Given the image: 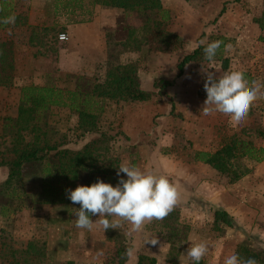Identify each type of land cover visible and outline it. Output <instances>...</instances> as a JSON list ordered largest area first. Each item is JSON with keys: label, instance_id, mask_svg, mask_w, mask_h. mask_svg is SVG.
<instances>
[{"label": "rangeland", "instance_id": "rangeland-1", "mask_svg": "<svg viewBox=\"0 0 264 264\" xmlns=\"http://www.w3.org/2000/svg\"><path fill=\"white\" fill-rule=\"evenodd\" d=\"M55 1L38 0L36 4L42 15L38 14V24H48L41 32V44L30 46V29L19 27L25 20L23 16L18 25L0 32L2 40L11 39L15 44V83L0 86V151L11 147L12 136L3 126L8 117L16 118L18 114L22 86L78 90L80 101L87 95L83 108L98 115L101 130L122 133L111 145L115 168L118 170L120 163L128 161L166 175L179 186L182 196L164 220L146 224L141 232L129 234L128 224L105 232L100 227L92 231L77 229L71 211L80 205L71 201L44 203L45 162L27 163L21 178L13 184L0 181V264H10L12 253H16L17 264H119L117 250L124 243L131 244L134 250L126 264H137L139 254L155 258L156 264H190L186 250L191 243L201 240L209 245L201 264H223L226 256L237 253L241 243L264 250V160L241 158L224 172L194 160L197 151H216L233 134L244 130L250 133L249 139L264 146V139L255 132L264 128V100L256 102L240 125L221 113L205 116L200 112L206 99L205 71L220 76L241 70L249 81L264 82V29L255 21L264 17L263 0L232 2L216 21L221 7L231 0H162L171 15L168 29L180 37L176 47L169 51H150L147 44L140 50H133V44L122 45L129 29L135 31L134 38L141 39L140 15L122 9L117 14L106 12L103 9L107 7H92L91 0H82L81 4L92 10V18H101V29L108 41L101 56L99 50L83 45L70 48L63 42L68 39H60L68 19L65 15L55 18L46 13H51ZM13 3L15 8L17 3L22 4L17 0ZM73 10V14L81 16V10ZM56 21L58 25L53 26ZM217 40L223 44L210 64L204 59L203 49ZM225 45L231 47L226 49ZM197 48L203 58L185 65L183 74L178 76L176 65ZM125 63L135 65L142 88L153 92L149 101L103 100L88 95L95 83L105 80L108 67ZM157 78L175 82L168 89L174 102L173 112L168 100L154 88ZM40 115V125L47 124L72 137L76 134L73 128L78 117L70 106L51 105ZM142 127L149 128V133L141 132L130 140L123 137L125 130L135 132ZM27 137L30 139L31 135ZM235 172L243 174L232 181ZM83 184L78 181L68 189ZM215 207L229 208L236 227L217 221ZM149 239L158 242L145 243Z\"/></svg>", "mask_w": 264, "mask_h": 264}, {"label": "trees", "instance_id": "trees-1", "mask_svg": "<svg viewBox=\"0 0 264 264\" xmlns=\"http://www.w3.org/2000/svg\"><path fill=\"white\" fill-rule=\"evenodd\" d=\"M82 0H59L61 8H77L81 10L84 17L79 22L90 21L92 10L81 4ZM240 0L226 1L221 7L216 21L222 16L229 4ZM14 0H0V32L3 29L18 25L23 18L14 11ZM264 4V0H263ZM89 5L112 7L125 11L136 12L143 20L141 27L143 35L141 39L134 38V32L129 29V36L122 45L133 44V50H140L143 44L149 45L150 51H169L176 47L180 41L179 35L168 29L171 18L168 9H165L162 0H91ZM59 6V7H60ZM84 9V10H83ZM72 10V9H70ZM88 14L89 18L86 17ZM14 15V25L2 23L3 19ZM260 28L264 29V17L255 20ZM203 58L200 48L181 58L178 65V76L184 72V66L199 61ZM133 63L116 64L108 67L105 80L94 84L90 96L103 100L115 101H149L153 92L142 88L141 79ZM15 44L11 39L0 38V86L9 87L15 83ZM174 80L157 78L154 81V88L158 94L165 97L171 104V112L174 111V102L168 93L169 87L174 85ZM80 91H69L56 89L49 86L24 85L21 88V105L18 108L16 118H9L3 126L6 133L12 136L11 147L0 151V166L8 168L5 184H13L22 176L23 165L33 162H45L44 203H66V190L68 186L81 181L90 186L97 179L111 183L115 186L120 177L114 166V157L111 155V145L121 132L109 133L101 130L98 126V115L87 109V95L80 101ZM79 103V104H77ZM51 105L70 106L75 110L78 117L73 128L74 137L67 132H60L40 125L41 112L46 111ZM257 136L264 139V128L256 129ZM28 135L31 138L28 139ZM246 130L233 134L216 151H197L194 160L210 165L219 172L232 168L235 162L246 158L254 162L264 160V146L257 145L250 138ZM123 137L130 140V137L123 134ZM117 170V169H116ZM242 173L235 172L232 181L238 180ZM121 177L125 176L121 175ZM88 178V179H86ZM74 211H71V214ZM214 218L228 226L236 227L233 216L222 208H214ZM132 248L131 244H121L117 250L119 264H126L129 257L126 250ZM237 253L244 258L253 257L258 264H264V250H254L246 243L238 246ZM10 256V264H17L19 260L16 253ZM202 263V262H201ZM66 264H74L68 262ZM137 264H156V259L144 254H139Z\"/></svg>", "mask_w": 264, "mask_h": 264}, {"label": "clouds", "instance_id": "clouds-1", "mask_svg": "<svg viewBox=\"0 0 264 264\" xmlns=\"http://www.w3.org/2000/svg\"><path fill=\"white\" fill-rule=\"evenodd\" d=\"M14 15L3 19L2 23L14 25ZM204 44V41H200ZM223 41L208 43L204 51V59L210 64ZM231 45H225L230 48ZM204 90L206 99L201 107L205 116L221 113L227 116L235 125L245 122L251 109L259 100H264V82L249 81L241 70H230L217 76L214 72L205 71ZM126 175V179L121 177ZM118 183H111L97 179L88 185H78L74 190L67 189V198L80 205L75 208V227L92 231L100 227L104 232L108 229H121L125 224L130 225L129 234L143 231L146 224L164 220L181 199L182 193L178 185L170 181L163 174L141 169L138 165L128 161L118 166ZM92 216H98L93 222ZM157 239H149L145 243L157 244ZM209 251L206 241L191 243L186 250V257L190 264H201ZM126 255L131 257L134 250L129 248ZM223 264H258L253 257L244 258L233 252L226 256Z\"/></svg>", "mask_w": 264, "mask_h": 264}, {"label": "crops", "instance_id": "crops-1", "mask_svg": "<svg viewBox=\"0 0 264 264\" xmlns=\"http://www.w3.org/2000/svg\"><path fill=\"white\" fill-rule=\"evenodd\" d=\"M37 1L38 0H17V2H22V4L17 3L16 8L14 9L16 14H19L25 18L24 22L21 23L19 27L30 29L29 34L27 36V41L32 47L42 43V39L44 38L42 37L41 32L44 33V31L48 28V24H45L43 21L42 23L39 22V24L37 22L38 14H40V17L42 16L36 5ZM57 1L59 0L55 1L54 9L51 10V13H49V11L46 13L50 14L55 18H58L61 15L67 16L68 22L63 25V32L67 34L68 40L63 42H67L70 48H76L78 45H83L85 48L89 47L93 50H99V56L104 54V50H106L108 46V41L107 36L101 29V18L95 16L93 18L91 17L90 21L79 22V20L85 16L84 12L81 14V16L73 14L74 8H70L72 10H70L69 8L61 9L60 4L57 5ZM103 10H105L106 12L113 11L116 12V14L119 13L118 11H121V9L112 7H107ZM87 18H89V16ZM58 23V21L53 22V26H57ZM108 25L109 27H111L110 25L115 26V24H105L104 26ZM94 58L95 57H93V59ZM149 131V128L142 127L141 129L135 132L131 130H125V134H127L131 138H137L139 134H141V132L149 133ZM26 164L23 165V168ZM8 172L9 170L7 167L0 166V181H3L7 178ZM222 209H225L226 211L231 213V210L229 208L222 207ZM91 219L93 220V222H95V220L98 219V216H92Z\"/></svg>", "mask_w": 264, "mask_h": 264}, {"label": "built area", "instance_id": "built-area-1", "mask_svg": "<svg viewBox=\"0 0 264 264\" xmlns=\"http://www.w3.org/2000/svg\"><path fill=\"white\" fill-rule=\"evenodd\" d=\"M60 39L65 40V39H68V38H67V35L65 33H63V34L60 35Z\"/></svg>", "mask_w": 264, "mask_h": 264}]
</instances>
